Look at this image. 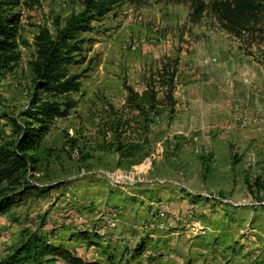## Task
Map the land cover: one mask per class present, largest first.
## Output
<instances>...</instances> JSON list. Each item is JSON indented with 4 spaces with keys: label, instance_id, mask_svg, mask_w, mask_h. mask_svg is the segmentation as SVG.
Segmentation results:
<instances>
[{
    "label": "rangeland",
    "instance_id": "obj_1",
    "mask_svg": "<svg viewBox=\"0 0 264 264\" xmlns=\"http://www.w3.org/2000/svg\"><path fill=\"white\" fill-rule=\"evenodd\" d=\"M85 1L0 4L21 15L20 59L0 77V144L15 135L14 121L26 120L36 36L42 28L57 36ZM110 1L94 32L82 35V63L69 69L81 75L80 91L43 95L63 110L68 98L75 107L44 142L59 158L28 175L44 192L0 217V258L36 233L99 264H264V43H243L210 15L193 22L189 2ZM167 57L180 60L175 115L159 119L150 148L136 158L98 149L103 139L86 117L120 108L125 82L143 91ZM162 206L167 218L153 226ZM87 230L91 239L80 236ZM147 231L154 237L133 257Z\"/></svg>",
    "mask_w": 264,
    "mask_h": 264
},
{
    "label": "trees",
    "instance_id": "obj_2",
    "mask_svg": "<svg viewBox=\"0 0 264 264\" xmlns=\"http://www.w3.org/2000/svg\"><path fill=\"white\" fill-rule=\"evenodd\" d=\"M176 1L191 4L193 22L210 15L224 31L243 43L250 46L264 43V0ZM85 2V9L73 14L57 36L48 28H42L35 38L36 58L31 62L35 91L22 114L26 120L14 121L15 135L0 144V217L9 214L25 198L42 194L43 189L29 184L28 175L42 162L59 158L56 150L44 142L56 118L69 114L75 102L68 98L63 110L58 102L42 101L43 95L58 99L80 91L81 75H71L69 69L82 63L80 59L87 43L82 35L94 32L93 22L109 13L114 3L110 0ZM4 3L8 5L13 0H0V4ZM20 27L21 15L8 11L6 14L0 6V77L11 73L20 59ZM179 63V58L167 57L159 69L146 77L143 91L125 82L127 96L120 108L108 104L86 117V122L103 139L98 149L129 160L150 148L153 127L165 113L169 112L171 118L176 113ZM91 235L89 230L80 232L83 238L91 239ZM149 240V234L140 239L133 257L147 250ZM60 259L65 264H99L36 233L11 256L0 258V264H55Z\"/></svg>",
    "mask_w": 264,
    "mask_h": 264
},
{
    "label": "built area",
    "instance_id": "obj_3",
    "mask_svg": "<svg viewBox=\"0 0 264 264\" xmlns=\"http://www.w3.org/2000/svg\"><path fill=\"white\" fill-rule=\"evenodd\" d=\"M190 210H192L193 208H189ZM167 218V211H166V208H164V206L158 208V212L155 213L154 215V218H153V221H154V224H152L153 226L161 223L162 219H166Z\"/></svg>",
    "mask_w": 264,
    "mask_h": 264
},
{
    "label": "crops",
    "instance_id": "obj_4",
    "mask_svg": "<svg viewBox=\"0 0 264 264\" xmlns=\"http://www.w3.org/2000/svg\"><path fill=\"white\" fill-rule=\"evenodd\" d=\"M188 200H190V198H188L186 201H184V202H186V203H188ZM147 234H149V236H150V238L151 237H154V233H152V232H148L147 231ZM90 261H94V260H90ZM113 263H115V260H112V258L110 259V264H113Z\"/></svg>",
    "mask_w": 264,
    "mask_h": 264
}]
</instances>
